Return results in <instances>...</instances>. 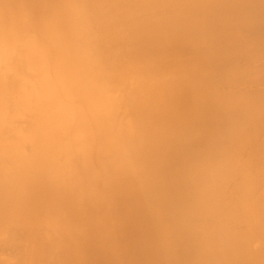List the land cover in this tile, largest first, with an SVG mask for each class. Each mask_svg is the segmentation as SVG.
Here are the masks:
<instances>
[{
	"label": "rangeland",
	"instance_id": "obj_1",
	"mask_svg": "<svg viewBox=\"0 0 264 264\" xmlns=\"http://www.w3.org/2000/svg\"><path fill=\"white\" fill-rule=\"evenodd\" d=\"M145 1L0 0V30H3L1 25L6 24V36L3 39L7 37L8 40H14L11 44L8 42L12 51L9 52V60L5 65L12 66V73H4L5 89L0 87V92L6 95L2 100L4 103L0 105L4 111V119L0 124V264H102L101 260H107L105 264H143L145 250L142 251L134 239L138 229H149V259H159L157 264H179L177 252L181 251V255L190 245L197 246V243L205 241L207 233L210 236L211 232H215L214 229L222 230L224 227L211 223L212 220L206 221L208 217L203 221L198 216L194 217L195 220L193 217L182 218L183 216L176 214L167 217L166 207H162V210H141L139 207L143 202L140 198L144 200L141 192L142 170L146 161L136 154L130 156V160L125 155L121 159L118 146L115 156L117 164H112L108 159L111 155L108 146L114 147L115 133H125L130 129L133 134L134 130V122L130 118L132 115L122 106L124 92L131 87L138 72L144 71L146 75V71L155 66L154 60L143 56L146 55L145 35L149 34L146 31L150 28L149 25L158 20H162L160 23L163 24L169 17L176 19L177 11L180 8L182 10V7H175L176 11H166V7L175 0ZM164 8L165 10L160 11ZM151 18L154 21L152 23ZM0 48L3 49V46ZM145 59L150 61L147 63ZM237 63L238 67L232 63L234 68L231 69L232 64L230 68L227 65L224 68L228 67V71L235 72L242 66L240 62ZM259 63L262 62L256 63L259 65L258 70L264 71V63L261 64L262 67ZM159 64L162 68L161 63ZM3 66L1 64L0 72L5 69ZM171 69L168 68V72ZM225 69L216 71L213 76L218 73L222 75ZM175 70L173 77L177 75L179 79ZM157 71L159 75H163L162 71ZM204 72L206 75L211 73L207 69L202 74ZM228 76L226 83L223 80L225 77L221 76L223 83H228L227 87L221 82L214 86L215 89H219L218 86L221 85L227 90L242 89V86L229 88L232 86V76L230 73ZM214 79V84L218 83L217 80L220 83V78ZM161 82L164 83L165 78ZM160 86L157 89L155 87L156 91L163 90ZM132 92L134 93L131 90L130 95ZM68 120L79 128L70 126L72 124ZM153 135L155 134H151V138H157ZM105 136L107 139H104ZM134 137L133 144L139 139ZM155 151L153 148L152 156ZM144 158L146 160L145 156ZM109 165L112 169L114 166V170ZM37 171L38 174L34 176ZM153 180L155 181L154 177ZM49 181L51 182L48 183ZM124 183L127 189L123 190L134 196L129 209L131 211L126 210L128 207L125 204L124 209L119 202L121 185ZM27 186L30 187L29 190H26ZM26 194L30 197V204L34 202L41 206L43 203L40 202H47L45 207L41 206L46 210H29L30 204L26 208L13 205L18 198L24 199ZM226 196L228 206L232 203L234 205L233 196L225 195V198ZM229 198L233 200L232 203ZM48 204L51 208L55 206L57 210L48 212ZM230 208L227 209L230 211ZM222 210V215L223 212H229ZM221 213L215 216L216 220L223 218ZM175 217L180 220L176 222ZM190 219L194 222L186 223ZM198 219L203 223H199ZM57 220L61 221L60 224H68L70 220L71 228L65 224L57 225ZM196 221L198 223L194 224ZM237 225V228L245 229L244 224ZM236 226L232 227L236 229ZM79 227L84 228L88 237L91 234L89 239L75 232ZM229 228L225 227L226 231H222L227 232ZM101 230L103 231L100 232ZM202 230L207 235L201 233ZM185 234L191 235L187 237ZM182 235L185 238L181 243ZM168 241L171 244L174 241L173 244L176 245H171ZM260 241L256 240L253 244L256 251L264 248V243L261 241L263 244H260ZM102 242L113 250L108 256L97 252L100 251L97 245L100 246ZM81 246L85 247L86 254L93 252L95 256H90L89 260L85 258L86 261L81 260L80 253H75Z\"/></svg>",
	"mask_w": 264,
	"mask_h": 264
},
{
	"label": "bare ground",
	"instance_id": "obj_2",
	"mask_svg": "<svg viewBox=\"0 0 264 264\" xmlns=\"http://www.w3.org/2000/svg\"><path fill=\"white\" fill-rule=\"evenodd\" d=\"M175 1L166 7V11L172 10L173 12L176 11L175 7H182V10L181 8L179 10L181 16L177 11L175 17H178L176 19L173 20L169 17L168 21L161 24L163 17L160 19L161 23L159 20L158 23L155 19L160 15L155 13L157 16H154L156 18L153 17V19L157 23H152L154 22L152 18L150 20L152 24L146 31L149 34L145 35L146 55L143 54V56L154 60L155 66L150 67L148 64L150 69L146 71L147 76L144 71L138 72L131 87L124 92V105L122 104V106L132 115L133 118H130L134 122V130L133 134L130 133V129H127L129 133H115L114 147L108 146V152L111 154L108 159L112 164H117L115 156L118 146L120 149L118 155L119 153L122 154L121 159H123V155L129 159L130 156L136 154L137 156L141 155V158L146 161L142 170V181L140 180L143 188V190L141 189L142 196L144 195V200L140 198V201L143 202L139 207L142 208L141 210H162V207H166L165 214L167 217L168 215L169 217L171 215L172 217L173 215H180L183 216L182 218L193 217L192 219L200 217L201 219H199L202 221L208 217L209 219L206 221L212 220L211 223L224 226L222 230L225 231V227L229 228L237 224L245 225V229H239L237 228L239 225H237L236 229L232 227L227 232L216 228L210 236L207 233L208 238L201 244L198 240L196 241V243L199 242L197 246H195L196 244L190 245L187 250L184 248L186 251L181 255V251L177 252L180 257L179 264H264V248L262 247L263 250L259 248L261 250L259 252L260 250L257 249L256 251L255 246H253L256 240H261L264 243V71L258 70L259 65L256 64L259 61L264 63V0ZM144 2L146 1L144 0ZM157 6L160 7L159 4ZM163 10L165 8L160 11ZM183 19L188 20L183 21ZM1 26L3 30H0V40L3 41H0V46H3V49L0 48V67L1 64L7 65L9 52L12 51L9 47L14 41L8 40L9 38L6 39L7 37L3 39V36H6L4 33L6 24L3 23ZM60 32L63 33L62 30ZM150 59L145 60L148 63ZM155 60L161 63L162 68ZM236 61L242 64L241 66L239 63V67H241L237 71L233 69L235 72H230L228 67L224 68L226 65L230 68L232 63L237 65ZM234 64L231 65L233 66L231 69L234 68ZM168 68L177 69L175 71L180 78L178 79L177 75L173 77L174 70L171 69L172 72H168ZM11 69H13L11 65L5 66L4 71L0 72V87L3 89H5L3 75L6 71L11 72ZM157 69L162 71L163 75H159ZM206 69L208 72L211 71L210 75H206L205 72L203 73L205 75L202 74ZM222 69H225L222 71V75L218 73L213 76L216 71ZM229 73L232 76L231 83L229 82L232 86L229 85V88L233 87L234 89V87L242 86V89H237L239 91L227 90L222 85L218 86L222 89H215L214 86L221 84V82L227 87L228 83H224L228 81L226 78ZM190 74L192 77H189ZM199 74L202 75L199 76ZM220 75L222 78L225 77L223 78L225 82L221 80ZM214 77L220 78V83L217 80L218 83L215 82L214 84ZM164 78L165 82L163 83L161 80L163 81ZM162 84L163 86H160ZM158 86L163 90L156 91ZM0 90L2 89L0 88ZM131 90L134 93L132 92L130 95ZM4 98H6L5 93L0 92V105L4 103L2 101ZM2 110L3 108L0 106V124H2L1 120L4 119V111ZM68 122L70 121L68 120ZM70 123L72 124H69L70 126L74 125L73 127L76 129L79 128V126H75V123ZM0 130H2L1 126ZM153 133L155 134L153 136H157V138H151ZM132 137L134 139L139 138L138 141L136 140L138 144L136 142L133 144ZM104 139H107V136ZM153 148L156 150L154 156L151 154ZM110 167L111 170H114V166L113 169L112 166ZM112 172L114 173V171ZM37 174L38 171L34 173V176ZM25 188L26 190L30 189L28 186ZM123 188L127 189L125 183L121 185L122 191L119 202L121 206L124 207L125 204L128 207L127 209L124 207V209L129 210L132 201H134V196H131ZM7 189L10 190L9 187ZM229 193L234 199L233 201L229 198L231 203L234 202V205L232 203L234 207L230 205L234 209L232 211L227 204L229 202L228 197L225 198V195L230 197ZM16 196L18 195L16 194ZM29 198L28 195L26 201L23 198H18L13 202V205L26 208L31 201ZM40 203H43L41 206L45 207L47 202ZM30 205L29 210H46L34 202ZM226 205L231 212L226 208ZM224 209L229 212L226 214L223 212ZM47 210L53 212L57 209L55 206L51 208L48 204ZM219 212L223 218L216 220L215 216H218ZM52 215L50 214V216ZM177 217L174 218L176 222L180 220L176 219ZM174 219L171 218L170 220L174 222ZM192 219L189 222H187L189 219L186 220V223L189 224L191 221L193 223ZM76 221L78 220L76 219ZM197 221L194 224H197ZM56 222L57 225L65 224L71 228L70 220L68 224L67 222L60 224V220ZM204 223L206 224L205 221ZM66 226L64 227L66 228ZM83 230L84 228L80 229L79 227L75 232L89 239L91 234L88 237ZM148 230L138 229L134 239L139 248L142 251L145 250L143 264H157L159 259L148 258L151 249ZM203 232L205 231L202 230L201 233ZM192 233L195 234L193 231ZM189 235L185 234L187 237ZM185 236L182 237V240L180 239L181 243ZM203 236L201 237L205 238ZM168 237H166V241ZM201 237L200 239H202ZM191 238L193 237L191 236ZM89 241L91 242V240ZM261 241L260 244H263ZM173 242L169 244L176 245ZM98 243L100 244V241ZM97 246V249H100L97 252H103L104 256H108L113 251L103 242ZM78 251L75 253H80L81 260L86 261L85 258L89 260L95 256L93 252L86 254L87 251L83 246L78 248ZM147 253L149 254L147 255ZM105 261L101 260L102 264H105Z\"/></svg>",
	"mask_w": 264,
	"mask_h": 264
}]
</instances>
